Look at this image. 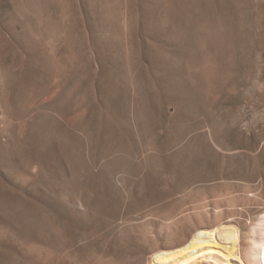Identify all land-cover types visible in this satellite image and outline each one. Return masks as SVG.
Wrapping results in <instances>:
<instances>
[{
    "label": "rangeland",
    "instance_id": "obj_1",
    "mask_svg": "<svg viewBox=\"0 0 264 264\" xmlns=\"http://www.w3.org/2000/svg\"><path fill=\"white\" fill-rule=\"evenodd\" d=\"M150 1L0 0V264H93L104 245H114L117 258L148 264L156 248H174L198 228L220 224L240 230L243 255L253 240L262 241L264 0H185L192 17L183 28V73L192 77L183 76L190 86L183 175L171 182L179 192L130 206L147 169L137 176L117 172L113 184L126 193L121 206L109 199L86 208L59 180L70 165L56 144L47 169L34 161L27 120L38 114L67 125L51 107L48 81L77 60L89 65V75L100 71L101 52L92 43L103 21L121 25L122 41L142 42V9ZM30 81L45 89L41 97ZM199 134L206 145L195 140ZM97 161L92 174L101 176L106 160Z\"/></svg>",
    "mask_w": 264,
    "mask_h": 264
},
{
    "label": "bare ground",
    "instance_id": "obj_2",
    "mask_svg": "<svg viewBox=\"0 0 264 264\" xmlns=\"http://www.w3.org/2000/svg\"><path fill=\"white\" fill-rule=\"evenodd\" d=\"M143 9L142 42L137 37L122 41L121 25L103 21L99 40H90L92 45L98 44L101 52L100 71L89 75V65L77 60L70 69L57 74L56 82L50 79L45 83L54 100L51 107L67 125L55 120L45 122L38 114L26 123L36 164L47 169L52 145L56 144L60 156L70 165V175L59 180L68 194L82 200L86 208L107 204L109 199L113 200L112 206H121L126 193L113 184L117 172L137 176L147 169L137 182L136 199L130 206L145 207L166 198L173 190L179 192L178 183L171 182L182 178L181 143L189 131H183V107L190 91L183 76H192L183 73V58L188 54L183 49V28L192 17L191 10L185 0H151ZM38 84L28 83L37 98L45 90ZM169 106L174 107L170 115L166 112ZM195 140L206 145L203 134ZM172 149H176L175 153L167 155ZM99 159L106 160L101 176L91 170V163ZM193 159L197 161V157ZM260 222L262 241L253 240L244 255L240 230L220 224L198 228L174 248H156L148 264H264V215ZM93 264L135 261L115 257L114 245H104L97 248Z\"/></svg>",
    "mask_w": 264,
    "mask_h": 264
}]
</instances>
